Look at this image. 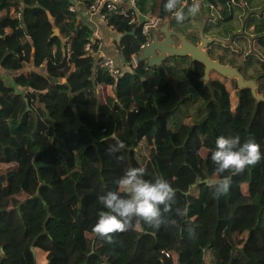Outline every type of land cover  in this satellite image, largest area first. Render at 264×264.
<instances>
[{"label": "trees", "instance_id": "trees-1", "mask_svg": "<svg viewBox=\"0 0 264 264\" xmlns=\"http://www.w3.org/2000/svg\"><path fill=\"white\" fill-rule=\"evenodd\" d=\"M261 1L200 0V11L191 16L192 0H182L186 18L180 23L209 13L205 36L242 44L248 35L239 32L235 17L247 15L250 44L264 46V8L251 11ZM165 2L138 5L166 21L174 15L164 10ZM70 5L0 0V63L20 71L15 81L26 88L7 90L0 78V264H167L158 253L163 248L170 264H206L208 251L213 264H264V158L240 174H218L211 159L219 136L237 134L242 142L255 139L264 156V101L235 80L233 107L226 83L206 79L205 65L192 60L182 67L178 85L172 72L178 65L166 63L172 61L165 70L139 60L117 77L97 69L98 42ZM109 25L122 35L119 49L130 64L148 41L143 24L110 14ZM182 33L199 40L197 31ZM56 37L63 44L58 53ZM88 42L93 53L85 51ZM224 42H214L210 56L264 88V58L254 66L250 52L239 63L243 47L237 52ZM30 64L44 66L45 73L24 70ZM187 88L192 95L183 94ZM76 153L88 160L82 171ZM129 167H144L146 179L162 176L176 189L173 211L164 215L177 224L156 229L141 221L134 230L113 233L109 242L92 232L103 210L98 197L117 190ZM226 176L230 190L217 196L215 183L205 180ZM197 178L204 182L193 186ZM176 208H186L187 215L176 216Z\"/></svg>", "mask_w": 264, "mask_h": 264}, {"label": "clouds", "instance_id": "clouds-1", "mask_svg": "<svg viewBox=\"0 0 264 264\" xmlns=\"http://www.w3.org/2000/svg\"><path fill=\"white\" fill-rule=\"evenodd\" d=\"M181 4L182 0H166L164 4V10L172 13L178 23L186 18ZM200 6V0H192L188 14L195 16L200 11ZM215 143L211 159L217 166L215 171L218 174H240L248 166H254L264 158L260 145L254 139L242 142L239 134L227 137L221 135ZM146 175L144 167H129L116 181L117 190L98 197L103 210L98 212V218L92 227L93 233L111 242L113 233L134 230L141 221L156 229L177 224L176 219H169L164 215L173 211L171 205L176 197V189L162 176L146 179ZM230 187V176L215 182L217 196L227 195ZM175 215L186 216L187 209L176 208Z\"/></svg>", "mask_w": 264, "mask_h": 264}, {"label": "water", "instance_id": "water-1", "mask_svg": "<svg viewBox=\"0 0 264 264\" xmlns=\"http://www.w3.org/2000/svg\"><path fill=\"white\" fill-rule=\"evenodd\" d=\"M140 21L144 22L145 17L140 14ZM59 29L55 28V35H59ZM200 43L189 40L179 31L171 29L170 22L163 23L158 31L153 32V39L142 50L138 59L147 61L150 66H160L167 70L165 64L169 58L189 57L192 61H197L205 65V78H209L211 71H216L224 77L234 78L240 89L251 88L253 96L259 101H264V94L259 93V83L256 79H246L244 74L230 64H222L220 59H214L210 56L208 47L214 42H224L216 36L207 37L204 31L199 33ZM50 77V76H49ZM219 180L206 179L208 184ZM204 182L200 178L193 186Z\"/></svg>", "mask_w": 264, "mask_h": 264}, {"label": "built area", "instance_id": "built-area-1", "mask_svg": "<svg viewBox=\"0 0 264 264\" xmlns=\"http://www.w3.org/2000/svg\"><path fill=\"white\" fill-rule=\"evenodd\" d=\"M78 3H85L91 13L99 15L107 24L110 23V14H118L128 17L131 22H135L137 19L140 21V14L145 17L142 32L147 36L148 41L142 44V50L153 39V32L158 31L163 25L164 21L158 18L152 17L150 14L142 13L139 9L138 0H75ZM70 11L75 12V5L69 6ZM21 13H18V17H21ZM66 47L70 50L71 44L67 43ZM85 51L93 53V43L85 44ZM142 52V51H141ZM95 54V52H94ZM138 57H134L128 67L133 68L134 65H138ZM95 65L97 69L105 70L111 75L117 77L122 73V68L117 64L114 58L104 54L100 58L95 59ZM160 257L167 263H171V255L165 248L158 251Z\"/></svg>", "mask_w": 264, "mask_h": 264}, {"label": "rangeland", "instance_id": "rangeland-1", "mask_svg": "<svg viewBox=\"0 0 264 264\" xmlns=\"http://www.w3.org/2000/svg\"><path fill=\"white\" fill-rule=\"evenodd\" d=\"M260 3H262V5H260L258 7H255V8H252L251 11H253L255 9L257 12H260L264 8V1H261ZM204 15L205 16H202V13H201L199 18H197V19H195V18H193L194 20L189 19V20H187L184 23H180V22L178 23L177 20H176L175 23H171V24L173 25V27L176 30H178L180 32H185L186 30L193 29V28L195 29V31H197L199 28H200L199 30L202 31V26H203V23H204L203 20H204L205 17L209 16V13H204ZM246 17H247V15L244 16V20L246 19ZM172 19H176L175 16H173ZM171 20H169V21H171ZM235 20H236V24L239 25V28H238L239 32L240 33L241 32H245V34L248 35V39L249 40H248V42L244 41V42H242V44H240V43H232L230 39H226L224 43L230 44L233 47H235L237 52H240V48L243 47L244 54L242 56H240L239 63H243V60L246 59L247 55L251 52V55L254 56V61H255L254 66H256L259 63V58H264V46L256 45V44H252V43L250 44V41H251L252 37L254 36V33L252 32V29L247 30V29L244 28V20L242 19L241 14H238L235 17ZM165 22L166 21H164V23ZM210 37H212V36H210ZM56 40H59L58 37H56ZM57 43H56L57 50L60 51L62 49V47H63V44L62 43L60 44V40L57 41ZM235 48H233V49H235ZM115 61L117 62V59H115ZM171 61H172L171 63L170 62H166L167 65H172V64L178 65L177 68L172 71L174 73V75H175L173 82L176 85H178L179 77L182 74V67L183 66H188L190 64V62H191V59L190 58H185V59L180 58L179 62H178V61L175 60V58H171ZM117 64H118V62H117ZM250 72H251V74L253 76H256V72H255L253 67L250 68ZM209 78H219V79L223 80L226 83V85H227V87H228V89L230 91L231 98H232V106L235 107L236 104H237V101H238V99H237V91H238V89H237V86L235 84V79L234 78H230V77H224V76L220 75L216 71H211L210 74H209ZM258 92L264 94V88H260L259 87ZM183 94L190 96V95L193 94V91L189 90L187 88L183 92ZM256 135H257V133H256ZM76 157H77V166H76V168L81 170V171L84 170L86 165H87V163H88V160L85 157H83L81 154H76ZM229 202L232 203L231 200H229ZM43 212H44L43 206L39 205V207L37 208V213L40 214V213H43ZM206 259H207V264H211L212 255L207 254Z\"/></svg>", "mask_w": 264, "mask_h": 264}, {"label": "crops", "instance_id": "crops-1", "mask_svg": "<svg viewBox=\"0 0 264 264\" xmlns=\"http://www.w3.org/2000/svg\"><path fill=\"white\" fill-rule=\"evenodd\" d=\"M70 2H71V4L75 5L76 11L74 14H75L76 20L78 22H81V23L89 26L92 30V39L94 41L98 42V50L94 54L95 59H98L101 57V55L106 54L110 57L117 59V62L123 71H125L127 69L129 70V67L124 62L121 50L119 49V43L122 40V35L115 32L114 29L109 24H107L104 20H102L99 17V15L91 13L88 9V6L85 3H78L75 0H70ZM167 21H169V20H166V22ZM170 27H171V29L176 30L171 25V22H170ZM192 30L195 31L194 28ZM199 31L197 30L198 35L200 33ZM180 33L183 34L182 32H180ZM204 34H205V32H204ZM221 40H223V39H221ZM223 41H225V40H223ZM54 51H55V53L59 52L57 50V46H54ZM187 58H189V57H187ZM24 70H35V71L45 73V67L44 66H42L40 68H36L33 64H30ZM18 72H20V71L13 70L9 66L3 65L0 63V78L3 80L5 88L7 90L14 89L17 92H24L26 90V88H22L15 81V75ZM37 106L43 107V105L39 104L38 102H37ZM76 154H79V153H76ZM207 254L212 255L209 251L207 252ZM207 254H206V256H207ZM206 264H207V259H206ZM211 264H213V260H212Z\"/></svg>", "mask_w": 264, "mask_h": 264}, {"label": "flooded vegetation", "instance_id": "flooded-vegetation-1", "mask_svg": "<svg viewBox=\"0 0 264 264\" xmlns=\"http://www.w3.org/2000/svg\"><path fill=\"white\" fill-rule=\"evenodd\" d=\"M195 42H196V43H200V39H199V40H196ZM211 45H212V44H211ZM211 45L208 47V51H209ZM175 60L179 62V58H175ZM166 61H171V58H169V59L166 60Z\"/></svg>", "mask_w": 264, "mask_h": 264}]
</instances>
